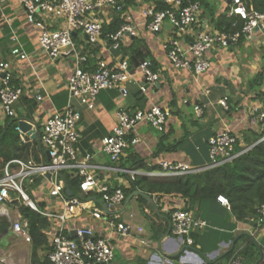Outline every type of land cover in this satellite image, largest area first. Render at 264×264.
I'll return each instance as SVG.
<instances>
[{
    "label": "crops",
    "instance_id": "1",
    "mask_svg": "<svg viewBox=\"0 0 264 264\" xmlns=\"http://www.w3.org/2000/svg\"><path fill=\"white\" fill-rule=\"evenodd\" d=\"M211 1V6L221 4V8L215 11L211 10V6H208V9L206 7L207 11L202 12L199 23L192 32L182 38L183 44L191 43L194 34L198 32H218L210 22L211 14L214 18L223 14L228 17L231 0ZM122 2L133 11V21L138 26L136 38L126 36L120 48L113 50L107 38L101 37L98 44L90 46L84 35L78 33L75 36V42L83 46L89 61L93 59L96 64L98 60H103L109 65H114L126 60L133 75L132 83L127 85L126 97H121L116 90L100 91L94 110H88L76 99L72 100L73 107L81 115L80 140L77 144L80 157L89 154L93 164L113 167L108 157L101 151V141L110 135L116 124L115 114L120 108L136 112L158 106L170 112L163 133L145 124H138L135 129L134 135L138 137L139 143L130 147L131 153L138 155L150 166L168 162L185 164L191 168H203L210 162L208 141L217 134L230 133L236 137L241 148H246L245 140L250 141L254 136L260 135L253 116L254 110L260 105V95L264 92V29L258 30L249 41L242 39L228 47L210 48L206 53L209 69L195 76L189 70L174 69L166 59L163 46L174 38L173 29L168 21L164 22L156 34L147 31L141 12L149 5V1L122 0ZM52 28H57V25L52 23ZM13 35L16 36L17 43L13 42ZM37 37L38 31L26 22L25 13L18 4L13 1L0 4V60L12 64V83L23 89L22 97L14 105V111L17 117L22 116L19 120H27L39 129L49 116L67 106V79L74 69V62L70 57L50 60L39 48ZM132 44L136 47L142 46V52L148 53L154 64V71L160 76L159 82L155 85L146 86L145 94L139 89V86L144 84V77L138 69L140 63L130 67V58L125 55L132 52L130 50ZM16 45L30 57V63L18 62L10 56L11 49ZM94 51L96 53H93ZM87 68L90 66H85L84 70L90 71ZM258 74H262L260 85L255 82ZM37 96L41 97L40 101L36 100ZM225 99L226 106H223L222 101ZM197 105L203 107L201 118L194 114V107ZM4 120L5 116L0 109V125ZM161 143L177 145L176 151L163 152L155 157V150ZM26 144L28 145L26 161L35 163L48 161L46 150L36 141H29ZM127 156L125 152L123 159ZM96 175L101 181L113 187L129 188L126 177L121 175L109 171H97ZM165 178L168 177H155ZM41 182L37 179L36 184L30 189V194L38 207L46 209L52 204ZM137 197L133 196L131 199ZM93 199L96 205L103 208L98 195ZM141 205L145 213L144 220L149 223L148 229L140 218L134 219L133 213L128 214L129 220H122L121 212L125 206L120 211L121 222L130 224L133 228H142L143 233L138 234L134 230L135 232L128 238L111 234L113 252L117 250V254L114 253L115 264H226L228 260L224 256L232 250L235 240L242 234L252 239L258 247L259 259L253 264H264V223L260 224L257 221L252 224L236 223L229 217L228 210L216 202L209 211L218 223L212 228L218 230L219 234L209 233L208 225L205 230L200 231L199 237H192L195 245L187 246L170 232L168 216V212L186 207L185 200L153 197L149 206ZM19 206L28 208L20 201L5 203L0 206V215L7 217L10 222L16 220L18 216L27 222L19 212ZM133 219L136 223L132 222ZM87 223L98 229V222L88 220ZM163 227L167 231L163 230ZM49 231L47 225L44 230L47 245L45 249L38 251L39 256L46 257ZM106 235H110L109 232ZM140 239L145 240V245L139 243ZM31 254V243L24 242L10 230L0 239V264H31Z\"/></svg>",
    "mask_w": 264,
    "mask_h": 264
},
{
    "label": "built area",
    "instance_id": "2",
    "mask_svg": "<svg viewBox=\"0 0 264 264\" xmlns=\"http://www.w3.org/2000/svg\"><path fill=\"white\" fill-rule=\"evenodd\" d=\"M13 1L25 13L26 22L38 31L39 48L48 58L56 61L62 57H70L74 69L67 79L68 104L54 112L37 128L38 144L48 152L47 162L35 163L22 159H14L6 163L0 177V206L5 203L20 201L30 210L45 218L48 222L49 245L46 258L50 264H114V252L110 238L115 234L121 238L131 237L134 230L141 234L142 228H133L120 221V211L124 206L125 195L121 187H113L101 181L97 171H109L117 175H125L130 183L136 177H174L198 173L206 169L229 163L246 152H234L237 142L230 133H219L208 141L209 164L203 168H191L185 164L161 162L159 173L123 169L117 166L126 149L139 143L134 135L138 124H145L162 133L170 117L168 110L152 106L146 110L130 112L118 109L116 124L109 136L101 141V151L108 157L113 167H102L91 162L89 154L80 157L77 144L80 140V113L73 107L76 99L88 110H94L97 96L103 90H116L121 97L128 94L127 85L132 83L133 75L126 60L109 65L98 60L93 71L83 69L88 56L81 44L75 42L78 33L86 38L90 46L98 44L102 37L103 27L115 18L122 21L119 29L107 35L111 48L118 50L122 40L127 36L136 38L138 26L133 21L132 9L126 7L122 0H0L1 3ZM149 5L142 10L146 29L151 34L158 33L165 21L173 29L174 38L167 42L163 49L166 59L174 69H185L199 76L209 69L206 53L212 47H228L240 40H251L258 30L264 29V13L250 7V0H231L227 16L236 18L240 26L233 32L203 31L194 34L193 41L183 44L182 38L199 23L201 3L199 0H148ZM158 5L164 6L157 9ZM52 23L57 28H52ZM235 26V24H233ZM14 43L17 38L13 35ZM10 56L18 62L30 63V57L16 45ZM153 65L146 60L138 69L144 77V84L139 86L141 93H146V86L155 85L160 76L152 69ZM12 64L0 60V109L6 118H17L14 105L23 95V89L12 83ZM41 100L40 96L36 97ZM225 101L222 105L226 106ZM197 118L203 115L202 105L194 107ZM254 122L264 132V92L260 97V105L254 110ZM21 120H18V123ZM33 128L36 127L32 124ZM20 142L26 144L19 125L15 128ZM264 142V136L258 143ZM49 175V178L46 176ZM77 179L78 186L71 196L66 194L69 187L66 179ZM40 179L45 187L46 195L52 204L46 209L38 207L24 190L27 183L31 186ZM99 196L103 208L96 205L93 197ZM96 200V198H95ZM217 202L230 209L228 200L219 195ZM257 220L264 223V204L256 210ZM170 232L180 238L187 246H193L192 234L203 231L208 223L196 216L192 211L175 209L168 212ZM84 220L85 222H82ZM88 220L98 222V229L88 224ZM80 221V223H79ZM87 221V222H86ZM76 222V224L74 223ZM10 231L24 242L31 243L28 223L20 217L11 222ZM110 235H106L108 233ZM74 234V237L71 235ZM139 243L145 245V240ZM226 264H243L238 252L234 253Z\"/></svg>",
    "mask_w": 264,
    "mask_h": 264
},
{
    "label": "trees",
    "instance_id": "3",
    "mask_svg": "<svg viewBox=\"0 0 264 264\" xmlns=\"http://www.w3.org/2000/svg\"><path fill=\"white\" fill-rule=\"evenodd\" d=\"M199 1L202 5H207L205 0ZM250 3L251 9L264 13V0H250ZM163 7L158 5L157 9L159 10ZM209 17L213 28L218 32H233L240 26V22L237 19L226 17L225 14L216 18L211 14ZM121 24L122 21L115 18L110 24L103 27L102 37L107 38V35L115 33ZM141 48L142 46L137 45L136 47L135 44H132L130 46L132 52L125 54L130 58V67L148 59L152 63V69L154 70L151 58L148 53L144 54ZM120 51L125 50L120 49ZM93 53L96 52L94 51ZM85 66H90L87 69L93 71L95 68L94 60L90 59L89 61L88 59L87 63L83 65V69H85ZM261 78L262 74L256 76L255 82L257 85H260ZM21 117L20 115L17 118L5 117L3 124L0 125V177L7 162L14 159L25 160L27 157L28 145L20 142L19 135L15 130ZM263 136L264 134L256 135L250 141L245 140L246 147H251L250 149L233 161L215 168L165 179L136 177L134 181L129 183V188L123 189L125 201L135 191H139L149 197V199L142 196L136 198L141 204L147 206H149V202L153 197L183 199L186 201V207L183 210L192 211L196 216L205 220L210 226L209 233L217 235L219 234L218 230H213L212 227H216L218 223L216 218L210 215L209 210L217 202V196L221 195L228 200L230 205V209L227 211L228 215L236 223L246 221L255 223L257 221L256 210L264 204V142L258 143ZM176 148L177 145L161 143L156 148L154 156L157 157L163 152L176 151ZM243 149L239 147V142L237 141L234 145V152H240ZM125 152L128 156L126 159H123L122 156L117 166L123 169L144 172L161 171L160 166L148 165L138 155L131 153L130 148L126 149ZM121 176L126 177L125 175ZM78 182L77 179H66V184L72 192H75ZM19 212L28 223L32 246L31 264H50L46 257L38 255V251L45 249L44 247L47 245L44 232L48 225L47 220L23 206H19ZM200 235V231H196L192 234V237L196 238ZM199 243L201 244L200 241ZM236 252L241 257L243 264H253L254 261L259 259L256 243L244 234L235 240L232 250L224 258L228 260Z\"/></svg>",
    "mask_w": 264,
    "mask_h": 264
},
{
    "label": "rangeland",
    "instance_id": "4",
    "mask_svg": "<svg viewBox=\"0 0 264 264\" xmlns=\"http://www.w3.org/2000/svg\"><path fill=\"white\" fill-rule=\"evenodd\" d=\"M205 3L207 4V5H202L201 4V14H202V12H206L207 11V9H208V6H211V3H212V1L211 0H205ZM206 6H207V9H206ZM221 8V4H217V5H215V6H211V10L213 9V10H215V11H217L218 9H220ZM206 10V11H205ZM259 130H260V135H263L264 134V132L259 128ZM37 144H38V142H37ZM31 185H29V184H25L24 185V190H25V192L27 193V195L32 199V197H31V194H30V192H31ZM126 202V201H125ZM124 209H123V211L121 212V219L122 220H129V218H128V214L129 213H133L134 214V219H138V218H140L141 219V221H142V224H144V226L146 227V229H148L149 228V223H148V221L147 220H144V218H145V213H144V210H143V206L141 205V203L140 202H138V201H136V199H130L129 200V202L127 203V204H125L124 203ZM132 220V222H134L135 221V223H136V220ZM131 220V219H130ZM257 222H258V220H257ZM134 228H136V227H134ZM163 230L165 229L166 231H167V229L165 228V227H163L162 228ZM135 232V231H134ZM114 253L115 254H117V250L115 249V251H114ZM116 261V260H115ZM113 263H114V261H113ZM116 263V262H115ZM114 263V264H115ZM125 264H130V263H125Z\"/></svg>",
    "mask_w": 264,
    "mask_h": 264
},
{
    "label": "water",
    "instance_id": "5",
    "mask_svg": "<svg viewBox=\"0 0 264 264\" xmlns=\"http://www.w3.org/2000/svg\"><path fill=\"white\" fill-rule=\"evenodd\" d=\"M19 128L21 129L22 133L25 134V140H31V141H36L37 140V127L32 126V123L27 121V120H21L19 123ZM46 156L47 159L49 160V156H48V152H46ZM47 178H49V175L46 176ZM66 194L68 196L72 195V192L70 191V189H66ZM133 196H142L145 197L147 199H149V197L147 195L142 194L139 191H135L133 192L127 199L126 204L129 202V200L133 197ZM248 222V221H246ZM250 224H252V221H249ZM10 225L11 222L8 220L7 217L0 215V239L2 237H4L10 230ZM75 235L72 234L71 237H74Z\"/></svg>",
    "mask_w": 264,
    "mask_h": 264
}]
</instances>
